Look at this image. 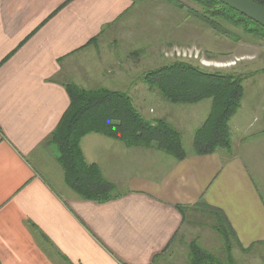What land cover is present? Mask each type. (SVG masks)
<instances>
[{
    "label": "crops",
    "instance_id": "0c3cea01",
    "mask_svg": "<svg viewBox=\"0 0 264 264\" xmlns=\"http://www.w3.org/2000/svg\"><path fill=\"white\" fill-rule=\"evenodd\" d=\"M132 7L131 0H0V264H151L186 220L175 206L189 213L199 203L224 215L242 249L264 247V125L235 128L229 154L191 151L180 161L155 144L127 148L89 134L80 145L85 161L121 189L101 204L79 199L48 158L46 141L69 106L67 74L84 69L89 42ZM84 84L75 81L91 89ZM136 86L120 92L137 111L150 99L161 105L156 91Z\"/></svg>",
    "mask_w": 264,
    "mask_h": 264
},
{
    "label": "trees",
    "instance_id": "16d2710c",
    "mask_svg": "<svg viewBox=\"0 0 264 264\" xmlns=\"http://www.w3.org/2000/svg\"><path fill=\"white\" fill-rule=\"evenodd\" d=\"M132 3L136 0H131ZM177 7L186 8L188 15L202 22L215 34L238 40L229 29L238 28L245 34L264 39V28L237 13L218 0H187L195 7H188L180 0H159ZM264 9V0H249ZM96 39H92L90 43ZM144 82L157 91L162 100L174 105H195L211 101L210 111L195 129L192 153L210 155L229 154L231 151L229 122L241 106L243 97L242 78L233 73L206 71L184 61H173L149 71ZM69 106L46 143L55 145L56 162L63 171L64 183L79 199L98 204L120 197L114 194V184L107 181L99 167L85 161L81 140L89 134L101 135L127 148L156 149L176 161L183 160L179 131L164 119L145 120L135 109L129 96L120 91L104 88L85 90L66 85ZM186 218L187 208L175 206ZM208 213L215 220L213 230L222 239L219 254L209 252L195 241L188 245V264H236L234 249H242L224 215L202 203L190 208ZM154 257L151 264H155Z\"/></svg>",
    "mask_w": 264,
    "mask_h": 264
},
{
    "label": "rangeland",
    "instance_id": "374dc122",
    "mask_svg": "<svg viewBox=\"0 0 264 264\" xmlns=\"http://www.w3.org/2000/svg\"><path fill=\"white\" fill-rule=\"evenodd\" d=\"M180 1L195 7L187 0ZM229 29L239 38L237 41L215 34L188 15L186 8L180 10L159 0H136L116 25L89 44L80 61L86 72L81 69L68 73L66 85L86 82L84 86L91 89L109 87L116 91H127L132 84L148 87L143 82L147 72L176 60L210 72L233 73L241 76L243 88L241 110L229 125L231 145L235 148L239 138L235 128L250 126L253 132L264 125V39L245 34L238 28ZM72 73L78 74L71 76ZM156 94L159 95L157 91ZM158 103L148 100L141 105L144 109L138 110L139 114L147 121L170 122L181 135L183 150L191 152L193 132L202 125L201 120L193 122L192 117L200 110L204 114L210 111L211 101L204 100L197 105H174L164 100L161 105ZM47 154L55 162L56 146L50 145ZM60 171L62 173V169ZM259 187L264 194L261 183ZM120 190L115 187L113 193L118 194ZM214 222L213 217L203 211L187 213L172 246L155 264H188V245L192 241L219 254L223 242L213 230ZM233 255L236 264H264V247L248 253L234 249Z\"/></svg>",
    "mask_w": 264,
    "mask_h": 264
},
{
    "label": "water",
    "instance_id": "95a60500",
    "mask_svg": "<svg viewBox=\"0 0 264 264\" xmlns=\"http://www.w3.org/2000/svg\"><path fill=\"white\" fill-rule=\"evenodd\" d=\"M237 13L264 28V9L249 0H218Z\"/></svg>",
    "mask_w": 264,
    "mask_h": 264
}]
</instances>
